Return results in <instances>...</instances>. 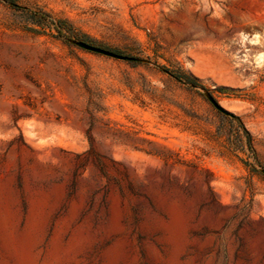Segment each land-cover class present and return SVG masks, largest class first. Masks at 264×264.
<instances>
[{
	"label": "rangeland",
	"instance_id": "rangeland-1",
	"mask_svg": "<svg viewBox=\"0 0 264 264\" xmlns=\"http://www.w3.org/2000/svg\"><path fill=\"white\" fill-rule=\"evenodd\" d=\"M0 264H264V0H0Z\"/></svg>",
	"mask_w": 264,
	"mask_h": 264
},
{
	"label": "trees",
	"instance_id": "trees-1",
	"mask_svg": "<svg viewBox=\"0 0 264 264\" xmlns=\"http://www.w3.org/2000/svg\"><path fill=\"white\" fill-rule=\"evenodd\" d=\"M182 78L186 80L187 83L194 85V86H198V82L196 79H194L193 77H191L190 75L184 73L182 75Z\"/></svg>",
	"mask_w": 264,
	"mask_h": 264
},
{
	"label": "water",
	"instance_id": "water-1",
	"mask_svg": "<svg viewBox=\"0 0 264 264\" xmlns=\"http://www.w3.org/2000/svg\"><path fill=\"white\" fill-rule=\"evenodd\" d=\"M85 47H86V48H88V49H91V50H95V51L104 52L103 50H101V49H98V48H96V47H93V46H90V45H85ZM121 58H125V57H121ZM212 101H213L214 103H216V102L214 101V99H212Z\"/></svg>",
	"mask_w": 264,
	"mask_h": 264
}]
</instances>
